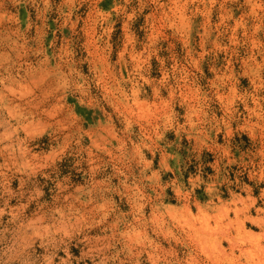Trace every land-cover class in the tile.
Wrapping results in <instances>:
<instances>
[{
    "label": "rangeland",
    "instance_id": "rangeland-1",
    "mask_svg": "<svg viewBox=\"0 0 264 264\" xmlns=\"http://www.w3.org/2000/svg\"><path fill=\"white\" fill-rule=\"evenodd\" d=\"M0 264H264V0H0Z\"/></svg>",
    "mask_w": 264,
    "mask_h": 264
},
{
    "label": "bare ground",
    "instance_id": "bare-ground-1",
    "mask_svg": "<svg viewBox=\"0 0 264 264\" xmlns=\"http://www.w3.org/2000/svg\"><path fill=\"white\" fill-rule=\"evenodd\" d=\"M236 209V208H235ZM228 211V210H227ZM227 211H225V212H227ZM230 211H232V210H230ZM234 213H235V211H234ZM242 213V212H241ZM227 214V213H226ZM239 214V213H238ZM236 215V214H235ZM233 217H235V216H233ZM231 224V223H230ZM235 224V223H234ZM245 225V224H244ZM227 228V227H226ZM231 230V229H230ZM235 231V230H234ZM233 231V232H234ZM237 231V230H236ZM229 232V231H228ZM232 232V233H233ZM231 233V232H230ZM222 234H224V233H222ZM227 235L229 234V233H226ZM225 235V234H224ZM230 236V235H229ZM222 238V237H221ZM220 241V240H219ZM228 241V240H227ZM220 243V242H219ZM220 246H222V245H220ZM234 247V246H233ZM236 250V249H235ZM221 251V250H220ZM232 261H234V259L232 260ZM231 262V261H230Z\"/></svg>",
    "mask_w": 264,
    "mask_h": 264
}]
</instances>
